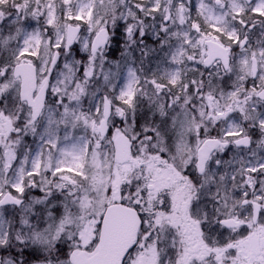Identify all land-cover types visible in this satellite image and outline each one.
Listing matches in <instances>:
<instances>
[{"label":"snow or ice","instance_id":"snow-or-ice-1","mask_svg":"<svg viewBox=\"0 0 264 264\" xmlns=\"http://www.w3.org/2000/svg\"><path fill=\"white\" fill-rule=\"evenodd\" d=\"M0 264H264V0H0Z\"/></svg>","mask_w":264,"mask_h":264}]
</instances>
